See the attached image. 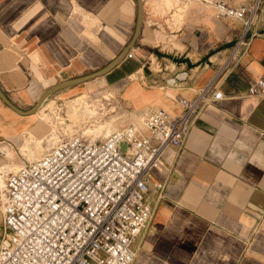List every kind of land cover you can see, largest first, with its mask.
I'll list each match as a JSON object with an SVG mask.
<instances>
[{"label": "crops", "instance_id": "crops-1", "mask_svg": "<svg viewBox=\"0 0 264 264\" xmlns=\"http://www.w3.org/2000/svg\"><path fill=\"white\" fill-rule=\"evenodd\" d=\"M135 7V0H0V90L27 109L46 87L102 67L128 41ZM174 9L142 0L132 57L53 92L41 105L78 100L82 84L94 81L102 89L85 97L112 96L132 114L160 107L175 115V96L192 97L213 80L222 98L200 111L181 149L165 150V169L153 171L164 187L158 199L152 189L148 195L153 214L132 242V264H264V97L246 94L262 71L264 14L260 34L223 69L241 21L195 7L164 36L155 16L169 13L171 20ZM38 114L20 115L0 100V164L10 158L8 138L30 132ZM137 123L141 127L140 116Z\"/></svg>", "mask_w": 264, "mask_h": 264}, {"label": "built area", "instance_id": "built-area-1", "mask_svg": "<svg viewBox=\"0 0 264 264\" xmlns=\"http://www.w3.org/2000/svg\"><path fill=\"white\" fill-rule=\"evenodd\" d=\"M198 1L213 8L215 16L242 23L225 69L248 39L260 34L264 0ZM131 57L129 48L122 58ZM246 94L264 97V62ZM221 98L213 80L208 81L192 97L175 96V115L150 107L141 113V127L125 124L98 140L81 134L61 137L39 157L5 172L0 264H132V242L153 214L148 195L152 189L158 199L164 187L153 171L165 169V150L181 149L200 111ZM109 101L119 105L109 95L99 103Z\"/></svg>", "mask_w": 264, "mask_h": 264}, {"label": "rangeland", "instance_id": "rangeland-1", "mask_svg": "<svg viewBox=\"0 0 264 264\" xmlns=\"http://www.w3.org/2000/svg\"><path fill=\"white\" fill-rule=\"evenodd\" d=\"M162 5L165 6L168 11H171L172 9L175 8L173 11L174 12L173 18H171V20L169 17V13H164L161 18L155 16V18L158 19L159 22L163 24L164 29L160 30V33L164 36L166 35L165 30H171V29L175 30L179 28L181 24H183L184 21L186 20L190 11L194 10L195 7H200V8L205 7L206 10L208 9L207 10L208 12H211L208 6L206 7L198 0H186V1L183 0L182 2H179L178 0H170V2H168L167 4H162ZM185 6L186 9L183 13V8H185ZM151 14L153 15L152 9H151ZM163 19H168L167 24L164 23ZM166 25L167 26L169 25V28ZM171 26L173 27L171 28ZM97 47L95 48L93 47V49H91L93 50L92 51L93 58H91L90 60L91 62H95L94 58L98 57V54L96 53ZM82 85L85 86L84 88L85 90L83 89L81 92L83 93L84 96L83 102L86 103L84 104L82 102L80 106L81 108H83V106H87L90 109L95 108L94 111L97 120L95 122L91 121L93 120L94 116L89 119L85 118L80 122H76L74 117L68 118L69 120L65 119L64 115H66V106H64L65 105L64 102L62 105L54 104L53 106H44L42 112H40L36 117H34L35 124L31 126V128L29 129L30 132H25V133L22 132V134H20L19 136L8 138L12 141V144L7 145L4 148L5 149L4 151L5 153L9 154L10 158L9 160H5L0 164L1 167L5 166L6 171L3 169L4 173L7 171L10 172L13 166L18 163L22 165L25 161H31L39 157L46 149L52 146L61 137H68L72 134H81L83 136H87L89 138L98 140L104 138L111 131L125 124H133V125L138 124L137 120L139 119V116L141 117V113H140L141 111L138 112L137 114H132L129 113L130 109H126L123 105H115L113 101H109V103H104V102L99 103V99H98L100 98L99 96L93 98L85 97L84 93L86 91L97 90L102 88H100V86H98V83L94 81ZM103 95L105 94L103 93ZM53 109L56 111L57 109H59L57 112H59V114L63 116L65 120L63 119L61 121H58L57 123L51 124L50 121L47 120L48 119L47 114ZM96 123H100L101 127H98ZM41 124L44 125L43 129L39 127V125ZM107 124H109L112 127V129H110L107 133H104L103 126ZM0 146H5V143L0 144ZM124 148H125V144L121 143L120 149L123 150ZM27 155L29 160H27L26 158ZM3 159L4 158L0 157V160L3 161ZM177 229L179 230L180 227L178 226Z\"/></svg>", "mask_w": 264, "mask_h": 264}, {"label": "water", "instance_id": "water-1", "mask_svg": "<svg viewBox=\"0 0 264 264\" xmlns=\"http://www.w3.org/2000/svg\"><path fill=\"white\" fill-rule=\"evenodd\" d=\"M136 7H135V18L133 23V29L131 32V35L128 39V41L123 45V47L114 55L112 59H110L106 64H104L102 67L91 71L89 73H85L83 75L71 77L68 79H64L61 81H58L48 87H46L36 98L33 105H31L27 109H20L17 106H15L13 103H11L7 97L3 94V92L0 90V100L8 106L10 109L15 111L16 113L20 115H27L34 113L38 107L42 104V102L51 95L53 92L60 90L62 88L75 85L77 83L85 82L87 80L93 79L95 77L101 76L108 72L111 68H113L123 57L125 52L133 47L135 38L138 34V31L141 26V20H142V0H135Z\"/></svg>", "mask_w": 264, "mask_h": 264}, {"label": "bare ground", "instance_id": "bare-ground-1", "mask_svg": "<svg viewBox=\"0 0 264 264\" xmlns=\"http://www.w3.org/2000/svg\"><path fill=\"white\" fill-rule=\"evenodd\" d=\"M150 1V0H149ZM154 4H158V3H161V4H167L168 2H170V0H152ZM151 4V2H149ZM180 14V13H179ZM178 14V16H179ZM155 68V67H154ZM153 68V69H154ZM136 78V77H135ZM84 100V96L78 100H75V101H69L65 106H66V115L65 116V119L69 120L68 118H73L76 120V122H80L81 120H84L85 118L89 119L91 117H93V120L91 121H96L97 120V117H96V114H95V111L94 109H90L89 107L87 106H83V108H81L80 104H82ZM79 105H78V104ZM84 103V102H83ZM86 103V102H85ZM84 103V104H85ZM106 105V104H105ZM43 107L42 105H40L38 107V109L32 113L31 115H34L35 113H40L42 112L43 110ZM95 107V106H93ZM100 107V106H99ZM51 110V109H50ZM59 109H57L58 111ZM56 110H52L50 112H48L47 116H48V121H50L51 124H54V123H57L58 121H61L64 119L63 116H61L59 114V112H57ZM65 111V110H64ZM64 119V120H65ZM85 122V121H84ZM82 123V122H81ZM142 123V122H141ZM96 125L98 127H101L100 126V123H96ZM104 127V133H107L110 129H112V127L107 124ZM18 167L14 168L13 171L11 172H14ZM3 169L5 170V166H3ZM4 170L0 172V195H1V187H2V184H3V174H4ZM6 171V170H5Z\"/></svg>", "mask_w": 264, "mask_h": 264}]
</instances>
